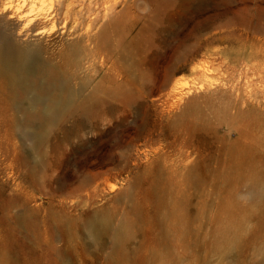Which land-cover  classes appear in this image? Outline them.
<instances>
[{"label": "bare ground", "instance_id": "bare-ground-1", "mask_svg": "<svg viewBox=\"0 0 264 264\" xmlns=\"http://www.w3.org/2000/svg\"><path fill=\"white\" fill-rule=\"evenodd\" d=\"M101 1L105 21L97 29L102 14H93L91 7L79 11L68 7L63 19L60 13L63 3L45 13L51 27L55 24V29L59 30V41L51 47L22 43L24 38L33 36L37 19L23 13L25 0L13 8H6L10 10L9 18H16L19 24L13 31L17 39L0 37V100L10 114H18L16 126L11 125V128L20 133L24 159L32 162L31 169L35 173L50 167L46 159L50 152L62 164L68 156L64 146L72 138L83 143L86 132H98L104 122H112V129L122 128L128 136L125 141L113 143L118 151L106 160L122 168L125 166L127 173L133 176L134 184L144 186L145 200L156 203L157 210L167 211L162 217L165 228L158 229L154 241L152 263L182 264L183 256L189 255L186 252L189 247L195 251H232L240 224L234 215L247 210L249 221L256 214L264 218V63L249 56V62L254 60V63L243 72L207 77L202 64L192 69L189 64L200 52L197 38L188 43V40L175 41L174 35L168 36L163 44L171 54L157 86L163 100L157 105L154 99L150 100L153 82L141 72L139 62L133 63L132 59L148 44L147 33H160L159 25L146 20H129L133 12L127 8L115 12L120 0ZM188 65L195 74L194 81H199L192 87L174 81V76L185 71ZM130 69L138 74L130 77ZM89 85L93 88L79 100L77 90H84ZM186 100L181 112L172 121L165 122L164 137L184 139L186 143L183 145L180 141V144L186 148L213 149L210 157L194 160V154L183 152V148H178L174 155L168 150L157 153L150 148L155 120H162L169 110ZM132 112L138 122L129 125L128 117ZM10 121L12 124L15 120L11 118ZM213 124L218 132L223 131L222 134L211 133ZM81 145L70 151L68 166L72 165L70 158L82 153ZM140 148L148 149L139 153ZM90 156L88 160L94 154ZM106 173L90 177L86 171H79L75 173V179L79 183H91L96 178H107ZM181 178L184 184L189 180L197 183L202 188L201 194L215 192L221 197L218 198V214L206 217L208 232L202 238L196 229H203L199 223L204 207L189 212L190 200L184 199L178 186L177 180ZM150 187L156 196L149 192L147 188ZM163 189L168 191L165 201L158 196ZM241 189L249 197L245 208L239 203ZM57 207L58 213L54 212ZM5 208V229L0 234V264L73 261L70 257L72 248L69 249L72 234L64 238L59 249L54 248L52 240L43 241L46 252L41 257L36 256L35 245L40 235L36 231L33 210L26 204H16L12 198L7 200ZM63 209L60 202L52 205L45 223H54L60 229L64 223L73 225L63 215ZM138 216L148 219L142 208H139ZM82 222V239L87 241L88 248L109 249L110 258L118 257L122 264L127 260L132 239L128 222L112 226L104 214L88 215ZM262 226L264 228V223ZM106 240H109L108 246ZM179 249L184 250L183 253L179 254ZM256 253L260 257L259 264H264V243Z\"/></svg>", "mask_w": 264, "mask_h": 264}, {"label": "rangeland", "instance_id": "rangeland-1", "mask_svg": "<svg viewBox=\"0 0 264 264\" xmlns=\"http://www.w3.org/2000/svg\"><path fill=\"white\" fill-rule=\"evenodd\" d=\"M21 1L0 0V37L17 39L13 31L17 28L19 22L14 17L9 18L10 10L7 9L13 8L16 3ZM55 1L56 3H54ZM61 1L25 0L23 13L35 16L37 19L35 28L32 31L33 36L22 39V43H39L45 47L55 45L54 42L59 41V30L55 29V24L52 28L51 21L46 20L44 16L45 13H49L56 8L55 6L62 3V9H60L61 19L65 17L68 7H72L74 11L91 7L93 14H102V18L100 17L96 24V29L105 21L101 0ZM34 3L38 6L35 7ZM116 8L115 12H119L121 8L131 10L133 13L128 17L131 21L146 20L158 24L160 27V33H147L148 44L140 54L134 55L132 59L133 63L139 62L141 72L145 73L153 82L151 85H153L154 92L150 100L154 99L157 105H160L163 101L159 96L160 92L157 86L171 54L170 49L163 44L164 39L168 36L174 35L175 41L188 40V43H192L193 38H197L200 52L189 64L191 69L202 64L201 66L207 70V77H219L221 73L234 71L243 72L254 63V60L249 62V56L256 58L257 62L264 63V0H120ZM37 31H42V33L35 35L34 33ZM53 31L56 33H53ZM190 65L185 71L177 73L174 76V81L187 84L188 87L195 86V74L190 71ZM137 74L136 70L130 69L128 75L135 77ZM196 83H199V81ZM92 85L87 86V89L77 90L79 100L85 98L93 88ZM186 103L187 100L169 110L167 116L162 118L163 121L161 119L155 120L153 145L150 148L156 150L157 153L168 150L171 155L177 153L178 148H183V152L194 154V160L202 156L210 157L214 152L213 149L210 150L207 147L186 148L181 146V140H176L174 136L164 137L166 134L165 122L172 121ZM17 117L18 114H10L0 100V234L5 229V205L7 200L12 198V201H15L16 204H26L33 210L36 231L40 235L35 245V251L38 254L36 256L41 257L46 252L43 241L52 240L54 248L59 249L65 242L64 238L72 234L73 239L69 249L72 248L70 257L74 262L69 259L70 261L61 262V264H122L118 257L110 258L109 249L88 248L87 241L82 239V221L85 217L92 214H104L109 218L112 226H117L121 222H128L132 228V239L129 242L128 249L129 255L123 264H143V262L154 264L151 257L156 248L154 241L158 237V229L165 228L162 217L167 211L165 209L157 210L156 203L145 200L143 195L144 186L134 184L133 176L127 173L128 170L125 166L122 168L106 160L108 156L118 151L113 147V143L115 141H125L128 133L124 132L122 128L112 129V122H104L98 132H86L82 137L83 143H79L78 140L72 138L71 142L64 146L65 153L68 156L65 157L62 164H59L50 152L46 158L50 163V167L35 173L31 169L32 162H27L24 159L22 144L19 141L20 133L13 132L11 128V125L16 126ZM11 118L15 120L12 124ZM137 122L134 112L129 114L127 123L132 125ZM210 129L211 133L218 135L223 132L222 130L218 132L214 124ZM187 136H185V139ZM182 141L184 145L185 140ZM79 144H82V153L70 158V160L72 159V165L68 166L69 153ZM146 149L148 148H140L138 151L140 153ZM92 153L94 156L88 160ZM133 153L136 154L137 152ZM79 171H86L87 176L90 177L97 173L106 172L105 176H108L107 178H96L91 183H79L75 179V173L78 174ZM181 180L182 178L177 180L178 186L184 199L190 200L189 212L193 213L204 207L202 211L203 218L199 223L200 227L203 226V229H196L199 238H202L208 232L206 217L218 214V198L221 197L217 196L215 192L201 194L202 188L197 183L189 180L184 184ZM147 189L156 196L151 187ZM166 191V189H163L162 194H157L159 197H163V201L168 195V191ZM240 197L239 203L245 208L249 204V197L245 194L244 189H241ZM59 202L64 208L65 213L63 215L66 216L68 222H73V225L64 223L61 229L58 226L55 227L54 223H45L50 208ZM139 208L144 210L148 219H140L138 216ZM54 212H60L58 207ZM234 216L236 222L240 224L236 232V246L232 251L222 253L212 252L213 250L209 249L195 251L189 247L186 251L189 255H182V264H259L260 257L256 250L264 243V228L262 226L264 218L261 214H256L249 221V211L247 210H242ZM108 245L109 240H106V246ZM158 247L161 248L162 245ZM183 251L179 249L178 253H183ZM143 258L145 260L141 261L140 259ZM44 264L48 263L44 262Z\"/></svg>", "mask_w": 264, "mask_h": 264}]
</instances>
